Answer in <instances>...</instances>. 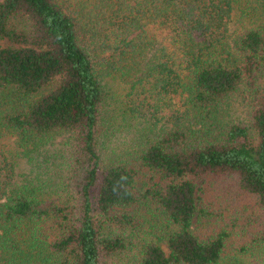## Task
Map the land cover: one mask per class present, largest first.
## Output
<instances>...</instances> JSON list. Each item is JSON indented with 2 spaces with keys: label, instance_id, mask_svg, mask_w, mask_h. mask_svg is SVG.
<instances>
[{
  "label": "trees",
  "instance_id": "1",
  "mask_svg": "<svg viewBox=\"0 0 264 264\" xmlns=\"http://www.w3.org/2000/svg\"><path fill=\"white\" fill-rule=\"evenodd\" d=\"M4 136L0 264H264V0H2Z\"/></svg>",
  "mask_w": 264,
  "mask_h": 264
},
{
  "label": "rangeland",
  "instance_id": "2",
  "mask_svg": "<svg viewBox=\"0 0 264 264\" xmlns=\"http://www.w3.org/2000/svg\"><path fill=\"white\" fill-rule=\"evenodd\" d=\"M2 0H0L1 2ZM114 90L117 92L121 91V87H119L117 84L114 85ZM0 141L2 143H4L6 145V149L8 151H10L13 155L18 156L17 157V161H18V179L19 180H26L29 177H32V173L35 169V163H30L28 161L27 158H24L23 156H21V154L19 153V149L16 145L15 139L14 138H10V137H3L0 139Z\"/></svg>",
  "mask_w": 264,
  "mask_h": 264
}]
</instances>
